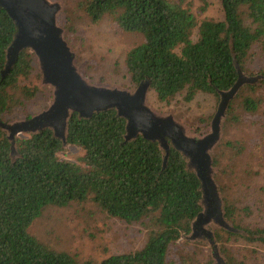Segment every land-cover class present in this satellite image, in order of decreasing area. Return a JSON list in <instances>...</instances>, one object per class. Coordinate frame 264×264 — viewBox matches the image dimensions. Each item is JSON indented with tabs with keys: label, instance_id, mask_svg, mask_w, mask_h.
<instances>
[{
	"label": "trees",
	"instance_id": "16d2710c",
	"mask_svg": "<svg viewBox=\"0 0 264 264\" xmlns=\"http://www.w3.org/2000/svg\"><path fill=\"white\" fill-rule=\"evenodd\" d=\"M184 1L76 0L75 8L80 12L66 8L58 20L69 46L83 18L97 23L109 16L120 30L141 35L142 41L124 58L127 87L132 89L149 80V91L160 102L168 103L182 92L186 102L198 92L219 100V91L230 89L238 78L236 64L243 74L264 76L263 69H248L256 50L264 54V0H219L222 20H199ZM15 33V23L0 7V121L4 123L15 106L35 99L41 90L48 91L51 100L49 86L40 89L21 83L33 69L35 56L28 49L20 50L10 70L3 73L6 49ZM263 86L264 79L244 83L229 100L225 117L239 118L229 111L236 102L244 115L257 110L260 101L250 92ZM31 116L26 113L23 119ZM188 127L197 135L210 130L202 118ZM125 135L126 120L115 109L93 112L89 117L73 112L68 119L66 145L82 149L78 164L58 157L64 146L51 129L16 137L12 145L0 126V264H177L171 256L177 240L199 244L198 238L186 236L192 232V221L205 213L208 205L188 158L169 139L165 158L166 151L158 140L146 139L140 133L129 139ZM211 158L212 167L218 165V159L212 154ZM212 177L219 195L223 194L222 215L231 230L210 224L211 238L218 241L226 264H244L232 255L228 244L242 240L264 246V226L242 223L244 214L238 201L225 195L220 181L217 184L218 172L215 175L214 170ZM87 199L109 218L141 225L146 232L144 244L99 261H79L29 232L33 221L48 207H66ZM186 260L181 258L180 264H189ZM204 264H213L212 259L207 258Z\"/></svg>",
	"mask_w": 264,
	"mask_h": 264
},
{
	"label": "rangeland",
	"instance_id": "374dc122",
	"mask_svg": "<svg viewBox=\"0 0 264 264\" xmlns=\"http://www.w3.org/2000/svg\"><path fill=\"white\" fill-rule=\"evenodd\" d=\"M61 1L63 10L71 8L75 14L80 12L75 8L76 0ZM184 2L189 4L199 20L204 17L214 20L223 18L219 0H185ZM57 21L59 24L58 19ZM74 35L70 47L75 54L74 62L84 77L94 83L128 88L124 58L129 49L142 41L141 35L120 30L109 16H104L97 23L91 22L88 18L80 19ZM33 60L31 75L27 79H22L21 83L44 89L46 85H40L37 61L34 57ZM248 69L264 70V54L261 51L256 50V55L248 65ZM183 94V92L177 94L165 103L158 101L155 94L149 91L147 102L157 112L172 113L187 127L197 118L210 123L220 98L217 100L212 94L198 92L190 102H186L183 100ZM250 94L260 101L257 110L247 116L237 102L234 104L229 110L230 114L238 115L239 118L237 120L224 118L222 137L212 157L214 155L218 159V165L214 167L215 175L218 172L216 182L218 184L220 181L225 186V195L238 201L240 213L244 214L242 223L262 227L264 226V86L251 91ZM24 102L23 105L15 106L13 113L5 117L7 122L23 119L26 113L34 115L46 108L50 102L49 92L41 90L38 97ZM19 136H27V134ZM225 143H233L236 147L231 148ZM82 154L83 151L78 146L67 144L58 153V157L79 164ZM245 207L247 208L244 213L242 210ZM210 227L211 225H208V228L213 230ZM29 232L53 248L76 256L79 261L87 259L99 261L113 254L132 252L140 248L146 240V232L141 225L126 224L116 218L107 217L90 199L61 208L48 207L33 221ZM198 239L199 244H184L181 239L175 242L171 256L177 264H180L179 260L183 257L189 264H204L207 258L212 259L213 263L212 247L205 237ZM216 242L218 243L217 240ZM228 249L244 264H264V246L259 243L231 241ZM218 250L220 251V247ZM221 256L225 259L222 253Z\"/></svg>",
	"mask_w": 264,
	"mask_h": 264
},
{
	"label": "water",
	"instance_id": "95a60500",
	"mask_svg": "<svg viewBox=\"0 0 264 264\" xmlns=\"http://www.w3.org/2000/svg\"><path fill=\"white\" fill-rule=\"evenodd\" d=\"M0 7L16 25V33L6 49L8 72L16 61L20 50L28 49L34 54L40 72V85L51 88V100L46 108L26 119H15L0 126L12 145L20 134L37 133L51 129L66 145L68 119L73 112L79 117H89L93 112L115 109L126 120L125 139L140 133L144 138L158 140L168 152L167 139L185 155L201 181L207 209L192 221V232L187 239L205 237L212 247L213 264H226L219 253L213 233L207 228L214 224L231 230L223 218L221 199L212 177L211 154L222 137V125L229 100L244 83L253 84L263 75L247 76L236 64L238 78L234 85L219 91L220 100L210 121V130L202 135L190 132L172 113L153 110L147 102L149 80L140 82L135 88L107 86L88 80L75 64V54L64 38V28L58 24V15L63 10L61 0H0ZM14 153V150H12ZM211 217H213L211 219Z\"/></svg>",
	"mask_w": 264,
	"mask_h": 264
},
{
	"label": "flooded vegetation",
	"instance_id": "af4514ba",
	"mask_svg": "<svg viewBox=\"0 0 264 264\" xmlns=\"http://www.w3.org/2000/svg\"><path fill=\"white\" fill-rule=\"evenodd\" d=\"M170 140V139H169ZM170 142H171V140H170ZM213 217H211V219H212ZM198 237H201V235L200 236H198Z\"/></svg>",
	"mask_w": 264,
	"mask_h": 264
}]
</instances>
